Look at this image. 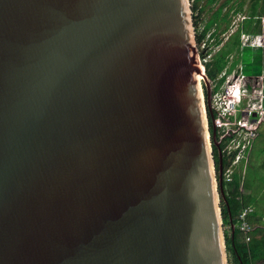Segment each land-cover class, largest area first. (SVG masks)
Listing matches in <instances>:
<instances>
[{"label":"water","instance_id":"water-1","mask_svg":"<svg viewBox=\"0 0 264 264\" xmlns=\"http://www.w3.org/2000/svg\"><path fill=\"white\" fill-rule=\"evenodd\" d=\"M205 69L190 0H0V264H229Z\"/></svg>","mask_w":264,"mask_h":264},{"label":"rangeland","instance_id":"rangeland-1","mask_svg":"<svg viewBox=\"0 0 264 264\" xmlns=\"http://www.w3.org/2000/svg\"><path fill=\"white\" fill-rule=\"evenodd\" d=\"M225 1L226 7L224 6ZM229 1L230 0H217L213 4H211L209 0L208 2L207 0H201L199 2L200 6L202 7V9H204V11L198 15V24L196 22V25H194L195 32H197V34H199L204 29L205 24L207 23V21H209L210 18H212L214 12H216L218 7L223 5L224 13H229L230 17V25L228 27L226 25H222L218 29H216L215 27L216 33L220 35V39L222 40V43H220V45H214L215 41L212 39L213 37H210L209 35L205 38L204 42L200 47H198L197 44L201 63L204 66H206L205 63L207 62V60H211V55L214 54L215 51L220 49L222 44L227 41L229 36L234 33L242 23H244V19L246 17L248 18L252 11L254 12L253 7L256 3H258L259 6H256L258 9L257 16L254 20V25L257 23L259 24L260 20V25L263 29L262 18L264 17V0H262L261 2H259V0H249L251 7L250 5H247L246 1L248 0H246V4L244 3V6L242 8L240 4L241 0H232V3L230 4ZM193 2L194 0H190L191 6H193ZM248 7H250V9H248ZM197 14L198 11L194 14L192 10V18L193 16L195 18ZM213 31L214 29L211 30L209 34H211V32ZM260 32H262V30ZM242 52L240 62L233 71L245 73V85L248 89L247 95L243 98V100L241 99V96H238L235 102L239 106L236 115L229 116L228 113L226 114V116H220L221 112L215 110L214 108L213 109L215 111L216 119L219 118L220 123L224 124V126L221 125L220 127H217V139L218 134H220L221 139L226 135H230V131L235 132L234 138L228 143L225 150H227L229 153L238 150V154H240L241 160L239 162L238 157H236L231 163L229 169H231L232 172H241L244 176H246L245 172L246 169H248V181L249 183L251 182L253 190H256L257 192L264 185V167L261 169V171H258L259 169L257 166L259 154L261 153V150L264 147V143L259 142V139H257L259 133L264 128V108H261V105H263L264 102V97H262L261 95V91H264V49L260 47L255 51L252 47L248 46L243 47ZM246 63L247 68H245ZM225 72H223L221 75H223ZM232 72H229L228 74H231ZM202 85L205 90V84L203 83V81ZM213 85H215L216 88H219L221 90L228 88V85H225V82L221 86H219L217 82H213ZM213 85L211 83V90L213 96H215V94L218 93V90H216V88H213ZM221 92L222 94H220V96L223 97V95L226 93V90H223ZM214 105L215 104L213 103V107ZM241 122L248 123V125L252 127V130L247 129L246 127L240 128L239 123ZM210 129L212 130V124H210ZM220 139L218 141H220ZM261 160L264 161V157H262ZM262 211L264 210H259V213H262ZM223 227L225 233H227L228 231L230 232V224L224 221ZM230 258L231 255L228 253V261Z\"/></svg>","mask_w":264,"mask_h":264},{"label":"trees","instance_id":"trees-1","mask_svg":"<svg viewBox=\"0 0 264 264\" xmlns=\"http://www.w3.org/2000/svg\"><path fill=\"white\" fill-rule=\"evenodd\" d=\"M200 1L201 0H194V4L191 6L194 14L198 11L197 16H195V18L193 16L194 25H196V22L198 24V15L204 11L199 4ZM216 1L217 0H209L211 4ZM230 3H232V0L229 1V4ZM224 6L226 7V1ZM224 6L222 5L218 7L212 18L207 21L204 29L199 34L196 32L198 47L202 45L208 35L213 37L212 39L215 41L214 45H220V43H222L220 35L216 33V29L220 28L222 25H226L227 27L230 25L229 13H224ZM256 16L257 14L255 11L251 12L250 16L248 18L246 17L247 19H244V23H242L238 29L229 36L227 41L222 44L221 48L211 55V60H207L205 67L206 74L210 81L217 82V84L221 86L226 79V76H221V74L225 71L226 74L232 72L238 66L241 57V35L243 33L257 34L262 30L260 20L259 24L257 23L254 25ZM213 29L214 31L209 34ZM230 132V135H226L221 139L220 134H218V140L220 139L221 148L223 150L224 173H226L230 168L231 163L234 161L239 152L237 150L229 153L225 150L228 143L234 138L235 132ZM214 152L218 167L219 156L216 148H214ZM248 188L247 172L246 176H244L241 172L234 171L231 175V180L225 179L224 181L225 195L229 203L233 223L235 225L234 240L231 239V227L230 232L228 231L226 233L227 251L231 255L229 264H257L258 262L264 260V225L255 221V218H258V213L255 212V209L248 216V222L252 227H254V230H252L249 234L251 237L250 242L245 241V233L240 229V225L242 223V220L240 219L241 213L245 208L252 206L251 204L253 203L251 194H245L243 192V189ZM222 211L223 220L230 224L229 214L224 202H222Z\"/></svg>","mask_w":264,"mask_h":264},{"label":"built area","instance_id":"built-area-1","mask_svg":"<svg viewBox=\"0 0 264 264\" xmlns=\"http://www.w3.org/2000/svg\"><path fill=\"white\" fill-rule=\"evenodd\" d=\"M262 24H263L262 32H259L257 34L256 33H243L241 35V46H240L241 52H242L243 47H248V46L252 47L255 51L257 49H259L260 47H262L264 49V17L262 18ZM203 68L205 69L204 65H203ZM245 68H247V63H246ZM221 76H226V79L224 82H225V85H228V88L223 89L224 91L226 90V93L223 95V97H221L220 94H222L221 91H223V90L216 88L215 85H213V81H211L213 88H216V90H218V93L215 94V96H213V103L215 104L213 108L215 110L221 112L220 116H226V114H228V113H229V116L236 115L239 106L235 102H236L238 96H241V99L243 100V98L247 95V92H248V89L245 85L246 75L244 72L241 73V72L233 71L231 74H228V73L226 74V72H225ZM237 93H239V94H237ZM261 95H262V97H264V91L263 90L261 91ZM261 108H264V102H263V105H261ZM215 123H216L217 127H220L221 125L224 126V124L220 123L219 118L216 119ZM239 124H240V128L246 127L247 129L252 130V127L250 125H248V123H242L241 122ZM228 130H230V129H228ZM243 151H245V150H243ZM236 157H238V160L240 162V160H241L240 154H237ZM235 163H236V161H235ZM232 173L233 172L231 171V169H228L227 172L225 173V179L231 180ZM253 211H254V207H252V206L247 207L243 210V212L241 213V216H240V219L242 220V223L240 225V229H241V231H243L245 233V241L246 242L251 241V237L249 234L252 230H254V227H252L250 225V223L248 222V216Z\"/></svg>","mask_w":264,"mask_h":264},{"label":"crops","instance_id":"crops-1","mask_svg":"<svg viewBox=\"0 0 264 264\" xmlns=\"http://www.w3.org/2000/svg\"><path fill=\"white\" fill-rule=\"evenodd\" d=\"M246 0H241L240 4L243 7L244 3ZM262 0H259V2H261ZM258 2V1H257ZM247 5H250V1H246ZM245 3V4H246ZM259 6L258 3H256L253 7V10L255 11V13L257 14V7ZM251 7V5H250ZM250 7H248V9H250ZM237 10V9H236ZM253 12V11H252ZM259 142L264 143V128L261 130V132L259 133L258 138ZM264 157V147L261 150V153L259 154V159H258V171H261V169L264 167V161L261 160V158ZM247 172V182L249 185L248 189H243V192L245 194H251V197L253 198V203L251 204L252 207H254L255 212L258 213V218H255V221H257L258 223H260L261 225H264V211H262V213H259V210L263 209L264 210V185L261 187V189L259 191L256 192V190H253L252 184L251 182L249 183L248 181V169H246ZM245 172V173H246ZM257 264H264V260L261 262H258Z\"/></svg>","mask_w":264,"mask_h":264}]
</instances>
